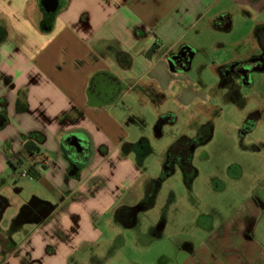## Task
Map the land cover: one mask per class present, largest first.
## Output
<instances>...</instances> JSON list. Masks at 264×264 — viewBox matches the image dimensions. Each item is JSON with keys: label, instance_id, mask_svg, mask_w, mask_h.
Here are the masks:
<instances>
[{"label": "crops", "instance_id": "1", "mask_svg": "<svg viewBox=\"0 0 264 264\" xmlns=\"http://www.w3.org/2000/svg\"><path fill=\"white\" fill-rule=\"evenodd\" d=\"M41 1L0 0V182L28 171L42 189L32 199L48 209L25 237L12 235L10 250L0 236V264H117L116 256L98 253L122 230L116 212L133 208L128 197L145 176L138 166L151 153L143 138L132 139L145 110L128 104L148 110L171 101L193 128V110L205 102L188 75L195 57L203 49L233 54L211 65L220 77L221 68L243 61L238 49L248 41L257 48L264 28V0H59L55 15ZM238 20L254 23L247 35L232 44L217 36L232 34ZM181 52L190 54L188 69H172ZM178 114L159 115V134ZM197 134L193 128L180 139ZM72 136L85 150L69 146ZM142 142L145 152L137 148ZM200 248L183 264H195L203 250L210 257L209 246ZM214 260L264 264V253Z\"/></svg>", "mask_w": 264, "mask_h": 264}, {"label": "rangeland", "instance_id": "2", "mask_svg": "<svg viewBox=\"0 0 264 264\" xmlns=\"http://www.w3.org/2000/svg\"><path fill=\"white\" fill-rule=\"evenodd\" d=\"M253 24L252 20H238L232 34L217 36L232 44L233 39L247 35ZM213 39L203 41L210 43ZM258 50L251 41L238 49L241 59ZM232 57L227 53L222 58L203 49L188 73L205 99L193 110V128L199 139L191 159L192 178L179 166H171L175 173L162 178L164 165H168L167 160L163 161L166 148L193 131L185 116L178 114L176 105L158 100L149 103L146 110L136 103L128 104L135 108L134 112L145 110V123L132 127V139L143 138L151 146V153L138 166L145 176L132 191L134 195H129L128 201L125 197L133 207L131 214L119 215L117 211L115 218L122 230L113 232L114 244L101 250V257L116 256L117 264H183L205 245L210 247V257L203 250L193 263L219 264L214 260L218 255L256 257L264 253V72L254 74L248 86L233 82L222 87L221 77L212 66ZM166 112L177 113L178 121L163 125L159 134L158 118ZM248 121L254 123L253 130L242 134ZM8 176L0 183V191L16 205L7 212L1 232L9 238L17 234L18 242L32 227L27 225L21 231L11 218L17 216L34 192L42 189L30 177L18 173L15 178Z\"/></svg>", "mask_w": 264, "mask_h": 264}, {"label": "flooded vegetation", "instance_id": "3", "mask_svg": "<svg viewBox=\"0 0 264 264\" xmlns=\"http://www.w3.org/2000/svg\"><path fill=\"white\" fill-rule=\"evenodd\" d=\"M257 38V48L259 49L257 54L249 55L246 59L240 62H234L232 64H229L219 70L222 78V87L225 86H231L233 82L240 83L241 86H248L252 83V77L254 74L259 72H264V28L258 30V33L256 34ZM176 59L174 60L176 69L180 70H187L189 66V53L183 54V52L178 53L175 55ZM235 89V88H234ZM254 123L252 121H248L244 128L242 129V134H247L248 132H251L253 130ZM199 137V134L197 135ZM75 136H72L68 138L67 143L70 147L85 150L86 143L81 138V146H75L73 145V139ZM79 137V136H77ZM198 137H195L189 142H187V151L191 155H193V150L195 148L196 141L199 139ZM147 143L142 142L137 146L139 152H145L147 149ZM185 153V152H181ZM76 167H78L76 165ZM25 174V175H24ZM22 177L27 178L30 177V179H33L28 171H25L21 174ZM2 183V182H0ZM13 207L12 200L6 195L5 193H2L0 191V236H3L7 242V244L3 246L4 250H10L12 245V236L11 238L5 237V235L1 232V225L3 221L6 219L7 212ZM48 209L47 206L38 200H35L34 198L30 201H26L23 203V205L19 208V211L17 213V216L12 217V223L16 226L19 225V230L28 226H36L38 223L44 220L46 217ZM119 215L123 214H131L132 209H120ZM118 215V212L117 214ZM11 223V224H12ZM129 226V225H127ZM1 257V256H0Z\"/></svg>", "mask_w": 264, "mask_h": 264}, {"label": "trees", "instance_id": "4", "mask_svg": "<svg viewBox=\"0 0 264 264\" xmlns=\"http://www.w3.org/2000/svg\"><path fill=\"white\" fill-rule=\"evenodd\" d=\"M187 139H181L177 143H175L170 150L168 165L165 167L164 174L162 176L163 179L168 178L173 173V169L171 166L175 164H179L182 168L183 172L186 173L187 177H194V170L191 164V155L187 151ZM185 152V153H181Z\"/></svg>", "mask_w": 264, "mask_h": 264}, {"label": "water", "instance_id": "5", "mask_svg": "<svg viewBox=\"0 0 264 264\" xmlns=\"http://www.w3.org/2000/svg\"><path fill=\"white\" fill-rule=\"evenodd\" d=\"M41 6L43 7V9L45 10V12L49 15H55L59 8H60V2L59 0H42L41 1ZM186 52H183V54H185ZM176 59V57L172 58L170 60V65L172 69H176L174 60ZM81 138L75 136L73 139V145L75 146H81Z\"/></svg>", "mask_w": 264, "mask_h": 264}, {"label": "built area", "instance_id": "6", "mask_svg": "<svg viewBox=\"0 0 264 264\" xmlns=\"http://www.w3.org/2000/svg\"><path fill=\"white\" fill-rule=\"evenodd\" d=\"M25 175V174H24Z\"/></svg>", "mask_w": 264, "mask_h": 264}]
</instances>
